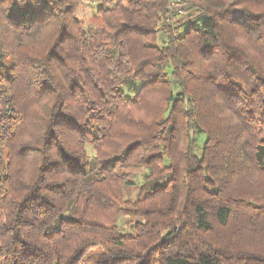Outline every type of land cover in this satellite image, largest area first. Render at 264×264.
<instances>
[{"label": "trees", "instance_id": "obj_1", "mask_svg": "<svg viewBox=\"0 0 264 264\" xmlns=\"http://www.w3.org/2000/svg\"><path fill=\"white\" fill-rule=\"evenodd\" d=\"M81 1L0 0V264H264V0Z\"/></svg>", "mask_w": 264, "mask_h": 264}, {"label": "rangeland", "instance_id": "obj_2", "mask_svg": "<svg viewBox=\"0 0 264 264\" xmlns=\"http://www.w3.org/2000/svg\"><path fill=\"white\" fill-rule=\"evenodd\" d=\"M81 7L78 11V15L80 18H82L85 22V26L87 27V29H94L96 28L100 23H101V18L99 16H97L96 14V1L93 0H82L81 1ZM237 15L242 17V11L241 10H237ZM146 169L142 168V167H138L135 169V171L140 174L143 173ZM131 197L133 199H136L139 197V191L138 189H134L131 193ZM135 219L133 216L129 215V214H125L123 216V218L121 219V224L124 226V228H129L131 226V221Z\"/></svg>", "mask_w": 264, "mask_h": 264}]
</instances>
